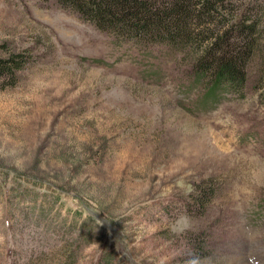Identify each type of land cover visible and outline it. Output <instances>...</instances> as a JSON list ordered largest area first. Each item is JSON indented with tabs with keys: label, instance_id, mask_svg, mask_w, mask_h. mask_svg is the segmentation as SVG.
<instances>
[{
	"label": "rangeland",
	"instance_id": "obj_1",
	"mask_svg": "<svg viewBox=\"0 0 264 264\" xmlns=\"http://www.w3.org/2000/svg\"><path fill=\"white\" fill-rule=\"evenodd\" d=\"M222 1L259 31L209 90L206 42L0 0V264H264V0Z\"/></svg>",
	"mask_w": 264,
	"mask_h": 264
},
{
	"label": "trees",
	"instance_id": "obj_2",
	"mask_svg": "<svg viewBox=\"0 0 264 264\" xmlns=\"http://www.w3.org/2000/svg\"><path fill=\"white\" fill-rule=\"evenodd\" d=\"M57 1L70 6L101 29L121 28L126 32L132 29L144 35L168 37L172 41L188 39L191 45L206 42L195 59L198 70L211 71L213 82L243 83L240 81L241 66L256 44L251 35L259 31L258 19L228 22L223 11L229 6L222 0ZM193 23L198 28L190 26ZM21 60L19 55L1 60L0 70L11 73L20 68Z\"/></svg>",
	"mask_w": 264,
	"mask_h": 264
}]
</instances>
